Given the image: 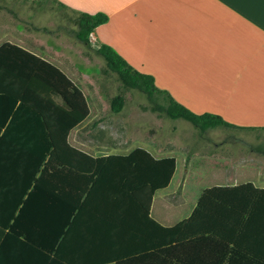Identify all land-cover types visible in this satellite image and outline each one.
Wrapping results in <instances>:
<instances>
[{"label":"trees","instance_id":"1","mask_svg":"<svg viewBox=\"0 0 264 264\" xmlns=\"http://www.w3.org/2000/svg\"><path fill=\"white\" fill-rule=\"evenodd\" d=\"M74 15L84 43L109 20ZM98 53L126 88L145 93L168 118L202 132L233 126L180 104L111 46ZM124 105L122 95L111 99L114 113ZM89 114L82 90L59 68L9 43L0 47V256L20 264H264V188H206L188 218L164 227L150 211L174 177L176 157L138 147L95 159L68 140ZM88 201L96 203L95 216L84 220ZM141 239L142 248L132 246Z\"/></svg>","mask_w":264,"mask_h":264},{"label":"crops","instance_id":"2","mask_svg":"<svg viewBox=\"0 0 264 264\" xmlns=\"http://www.w3.org/2000/svg\"><path fill=\"white\" fill-rule=\"evenodd\" d=\"M13 1L29 2V11L33 16L38 14L37 5L43 8L52 3L60 9L58 2L65 4L72 14L74 11L106 14L108 22L97 27L90 37V42L97 48L102 44L114 48L135 69L152 75L159 89L167 91L194 113H213L233 125L227 128L261 134L259 137L239 138L241 144L262 146L259 150L247 147L250 153H239L241 160L237 171L223 174L234 181L233 184L219 185L253 183L264 188V0ZM10 12L21 17L18 10ZM33 23L36 25V22ZM23 31L25 27L19 18L1 16L0 13V47L9 43L40 56L59 68L87 99L90 114L70 133L69 143L95 159L129 155L133 150L116 152L103 148L100 139L89 135L86 130L90 124L94 127L96 122H100L96 114L98 109L91 107L85 88L76 80L80 79L85 87L86 80H92L77 67L78 64L85 66L91 63L90 59L85 55L76 56L56 50V44L63 48L67 46L64 38L57 36L54 40H38L36 35H26ZM50 40L52 45L49 44ZM88 88H91L90 85ZM18 140L14 139L15 142ZM220 143L227 142L222 140ZM178 170L177 160V169L170 185L157 191L153 197L150 215L164 227H173L188 218L203 192L191 200V208L186 214H181L183 210L178 217L174 215L176 213H167L162 217L156 213L155 216V206L156 209L163 205L167 210H178L167 200ZM90 177L86 176L85 179L89 180ZM70 202L66 201L64 205L68 206ZM88 204L87 209L82 211L84 220L95 216L96 203L88 201ZM50 206H54V203L51 202ZM132 246L142 248V239L140 242L132 241ZM13 253L15 249L10 255ZM20 259L13 256L11 261L2 255L0 264H20Z\"/></svg>","mask_w":264,"mask_h":264},{"label":"rangeland","instance_id":"3","mask_svg":"<svg viewBox=\"0 0 264 264\" xmlns=\"http://www.w3.org/2000/svg\"><path fill=\"white\" fill-rule=\"evenodd\" d=\"M37 6L38 14L34 19L35 16L29 11V2L0 0V13L1 16L19 18L26 35H36L38 40L44 41L59 36V39H65L67 46L63 48L56 44V50L76 56L85 55L90 59L91 63L85 66L78 64L77 67L92 80H86L85 87L80 79H76L85 88L91 107L98 109L96 114L100 122L86 128L89 135L98 137L103 148L110 151L129 152L141 147L156 157L174 156L178 160L179 170L167 198L178 210H167L163 205L156 209L154 204L155 216L156 213L161 217L167 213H176L174 215L178 217L183 210L181 214H186L191 208V200L198 197L205 188L223 183L233 184L234 181L228 180L223 174L237 171L241 160L238 158L239 153H250L251 149L259 150L262 146L239 143L240 137H259V132L225 127L202 132L186 120L171 119L155 110V104L145 93L123 85L118 75L107 67L94 43H84L76 37V15L58 9L52 3L43 8ZM12 10L20 11L21 17L11 13ZM51 40L49 44L52 45ZM118 95L125 97V105L121 112L114 113L111 110V99ZM222 140L227 143L221 144ZM247 147L250 150H246Z\"/></svg>","mask_w":264,"mask_h":264}]
</instances>
